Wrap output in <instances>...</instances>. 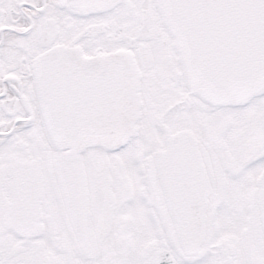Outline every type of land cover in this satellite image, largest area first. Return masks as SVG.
<instances>
[{"label": "snow or ice", "instance_id": "obj_1", "mask_svg": "<svg viewBox=\"0 0 264 264\" xmlns=\"http://www.w3.org/2000/svg\"><path fill=\"white\" fill-rule=\"evenodd\" d=\"M0 264H264V0H0Z\"/></svg>", "mask_w": 264, "mask_h": 264}]
</instances>
